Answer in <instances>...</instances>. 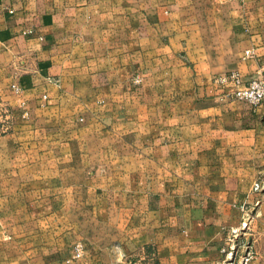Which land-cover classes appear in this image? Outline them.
<instances>
[{
    "label": "crops",
    "instance_id": "obj_1",
    "mask_svg": "<svg viewBox=\"0 0 264 264\" xmlns=\"http://www.w3.org/2000/svg\"><path fill=\"white\" fill-rule=\"evenodd\" d=\"M261 3L0 0V100L30 110L0 136V264H117L115 243L134 264H227L264 103L213 79L264 66V31L240 26Z\"/></svg>",
    "mask_w": 264,
    "mask_h": 264
},
{
    "label": "built area",
    "instance_id": "obj_2",
    "mask_svg": "<svg viewBox=\"0 0 264 264\" xmlns=\"http://www.w3.org/2000/svg\"><path fill=\"white\" fill-rule=\"evenodd\" d=\"M250 50L246 51V55H252ZM142 82L140 76H135L133 78V83L139 85ZM216 82L224 86V92L221 95V100H228L231 102H241L248 104L253 110H256L264 103V66L259 70L258 74L252 78L245 80L243 76L237 70H232L229 73L216 78ZM15 90H18L17 86H14ZM45 98L47 96L45 95ZM20 116L22 119H27L30 116V110L27 108L26 103L22 102L18 107ZM14 115L13 108H10L7 104L0 100V124L2 127L9 123L10 118ZM7 129V128H6ZM264 189V183L261 180H257L253 184V192L259 193ZM250 214L243 218L240 226L233 230V237L230 241L229 249L226 251V258L229 259L233 254L236 253V242L235 239L239 235V232L245 227L250 228ZM115 252L117 254V260L119 262L125 261L131 264L129 261V256L124 252L119 245L115 247ZM252 251L247 250L246 255L242 259V264H248V262L253 258ZM83 254V247L77 244L74 249V258H80ZM231 264V263H229Z\"/></svg>",
    "mask_w": 264,
    "mask_h": 264
},
{
    "label": "rangeland",
    "instance_id": "obj_3",
    "mask_svg": "<svg viewBox=\"0 0 264 264\" xmlns=\"http://www.w3.org/2000/svg\"><path fill=\"white\" fill-rule=\"evenodd\" d=\"M222 13L224 15L229 16L230 10H223ZM241 14V13H240ZM221 16V15H220ZM242 17L240 15L234 14L235 19ZM245 20L243 21L241 28L243 30H253V31H264V0L263 3H261L259 6H256L253 8L252 6L249 7V9L246 10V14L244 15ZM214 82H216V78L213 79ZM218 83V82H217ZM220 86L224 88L223 85L218 83ZM224 92V91H223ZM225 101V100H222ZM228 101V100H226ZM13 108L14 115H12V118H10V121L6 126L2 127V123L0 124V136L7 134L13 129V126L15 125V118L17 117V114H19L18 107H11ZM7 128V129H6ZM261 155V154H260ZM261 164L264 163V154L260 156ZM264 183V173L261 174V177L259 178ZM250 211V228L247 229L245 227L243 230L239 232V235L235 239L236 242V253L233 254L232 257L227 259L226 263L229 264H242V259L246 255L247 250L252 251L253 258L248 262L250 264L251 262L253 264H264V189L257 193L256 196H254ZM74 245V249L75 246ZM118 244H113L111 246V250L115 253V247ZM124 252H126L124 249H122ZM113 254V253H112ZM126 254L129 256V261L131 264H134L136 262L135 257L131 256L129 253L126 252ZM114 255V254H113ZM137 257V256H136ZM138 258V257H137ZM135 260V261H134ZM116 262L117 264H129L125 261L119 262L117 260L116 256ZM150 262V261H149ZM149 262H146L145 264H148Z\"/></svg>",
    "mask_w": 264,
    "mask_h": 264
}]
</instances>
